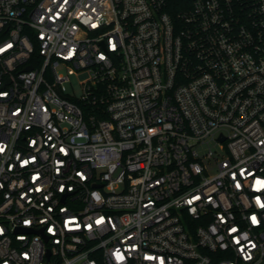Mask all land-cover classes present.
I'll return each instance as SVG.
<instances>
[{
	"label": "built area",
	"instance_id": "1",
	"mask_svg": "<svg viewBox=\"0 0 264 264\" xmlns=\"http://www.w3.org/2000/svg\"><path fill=\"white\" fill-rule=\"evenodd\" d=\"M0 264H264V0H0Z\"/></svg>",
	"mask_w": 264,
	"mask_h": 264
},
{
	"label": "water",
	"instance_id": "2",
	"mask_svg": "<svg viewBox=\"0 0 264 264\" xmlns=\"http://www.w3.org/2000/svg\"><path fill=\"white\" fill-rule=\"evenodd\" d=\"M28 69H32V67L30 66V67H28Z\"/></svg>",
	"mask_w": 264,
	"mask_h": 264
},
{
	"label": "rangeland",
	"instance_id": "3",
	"mask_svg": "<svg viewBox=\"0 0 264 264\" xmlns=\"http://www.w3.org/2000/svg\"><path fill=\"white\" fill-rule=\"evenodd\" d=\"M73 79H74V78H73ZM74 80H75V79H74ZM74 80H73V81H74Z\"/></svg>",
	"mask_w": 264,
	"mask_h": 264
}]
</instances>
